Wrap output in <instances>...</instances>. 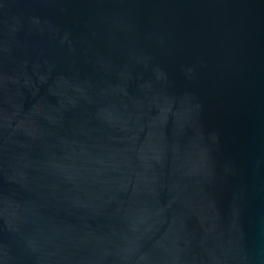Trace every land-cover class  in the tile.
Here are the masks:
<instances>
[{"label": "water", "instance_id": "water-1", "mask_svg": "<svg viewBox=\"0 0 264 264\" xmlns=\"http://www.w3.org/2000/svg\"><path fill=\"white\" fill-rule=\"evenodd\" d=\"M0 264H264V0H0Z\"/></svg>", "mask_w": 264, "mask_h": 264}]
</instances>
